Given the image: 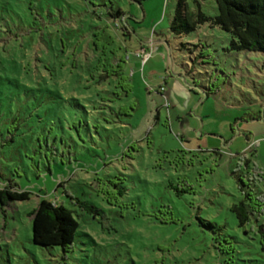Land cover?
<instances>
[{
  "label": "rangeland",
  "instance_id": "rangeland-1",
  "mask_svg": "<svg viewBox=\"0 0 264 264\" xmlns=\"http://www.w3.org/2000/svg\"><path fill=\"white\" fill-rule=\"evenodd\" d=\"M176 2L0 0V188L30 195L0 206V264H264V53L172 34ZM41 199L79 224L65 260L32 243Z\"/></svg>",
  "mask_w": 264,
  "mask_h": 264
},
{
  "label": "trees",
  "instance_id": "trees-1",
  "mask_svg": "<svg viewBox=\"0 0 264 264\" xmlns=\"http://www.w3.org/2000/svg\"><path fill=\"white\" fill-rule=\"evenodd\" d=\"M215 3L217 15L210 18L201 12L192 13L188 11L185 0H177L169 28L170 32L176 36L186 35L208 23L210 26L218 27L232 36V50L264 53V0H215ZM109 76L111 75L106 73L104 77L100 76L97 82L102 83ZM55 93L60 98L59 94ZM256 120L259 118H248V121ZM14 121L17 122L18 119H14ZM242 189L243 186H241V191ZM248 192L251 193L252 190ZM249 193H244V201L230 208L240 227L245 226L255 212V208L252 206V195ZM118 194L121 196L122 192L119 191ZM29 197L28 192L19 191L16 186L11 184L0 188L1 208L8 207L14 202L28 201ZM76 205L94 219L99 216L102 223L104 216L96 208L78 200ZM28 216L31 218L32 243L45 248L59 247L65 260L67 253L74 249V239L79 228L72 211L62 204L41 199L37 207Z\"/></svg>",
  "mask_w": 264,
  "mask_h": 264
},
{
  "label": "built area",
  "instance_id": "built-area-1",
  "mask_svg": "<svg viewBox=\"0 0 264 264\" xmlns=\"http://www.w3.org/2000/svg\"><path fill=\"white\" fill-rule=\"evenodd\" d=\"M154 51V50H153ZM137 57H141V63H145L147 59L150 57V52L146 50H140L137 52Z\"/></svg>",
  "mask_w": 264,
  "mask_h": 264
}]
</instances>
